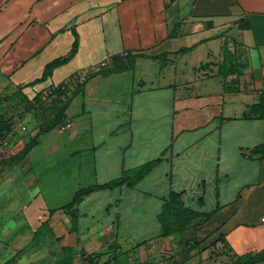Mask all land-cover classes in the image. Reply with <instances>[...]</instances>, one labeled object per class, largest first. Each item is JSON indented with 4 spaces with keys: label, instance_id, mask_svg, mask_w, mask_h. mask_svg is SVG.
<instances>
[{
    "label": "crops",
    "instance_id": "1",
    "mask_svg": "<svg viewBox=\"0 0 264 264\" xmlns=\"http://www.w3.org/2000/svg\"><path fill=\"white\" fill-rule=\"evenodd\" d=\"M24 1L0 23L3 86L33 102L109 66L63 92L64 122L41 137L71 129L11 167L0 264H264V0ZM33 114L36 136L52 115ZM58 153L61 181L39 188L35 163ZM172 192L191 217L164 235Z\"/></svg>",
    "mask_w": 264,
    "mask_h": 264
},
{
    "label": "rangeland",
    "instance_id": "2",
    "mask_svg": "<svg viewBox=\"0 0 264 264\" xmlns=\"http://www.w3.org/2000/svg\"><path fill=\"white\" fill-rule=\"evenodd\" d=\"M21 1L0 0L1 24L5 22L3 16L8 15L11 18L12 16L15 15L18 19L21 16L22 12L28 11L29 6H27V2L25 1L21 2ZM32 106H33V102L30 101L28 97L24 94L23 88L19 86L13 87L11 85L5 87L3 86V83L0 82V116L2 117L4 122H6L7 125H11L12 127L14 121L17 120L18 118L23 117L25 119H28L27 122L25 123L28 128L27 132L24 133L18 132L16 134L12 147L3 148L0 145V187L1 188L3 186L6 188L9 185L8 183L5 185L3 183H6L8 176L11 175V167L15 163L16 158H18V156L24 153V150L27 145H23L22 147L21 144H24V142H28V140L29 142H31L35 137L33 135L34 134L33 131H35L34 130L35 124L32 117H30L32 113L31 112ZM53 114L55 115V117L54 115H52V117H50L51 120L50 123L46 125L48 128L55 127L61 122V118H62L61 114H58L56 112H54ZM40 137H39L41 141L40 144L44 145L47 143V141L43 142L44 140H49L50 138H60L61 135L59 134V131H53L47 135L42 136L41 138ZM41 150L42 149L40 148L39 150L34 151L33 154H36L34 158H37V156L38 157L43 156L44 153L43 150L42 151ZM59 154L61 153H58V155H55L48 160L41 159L40 161H38V163H35L33 178L37 179L38 181L37 185L39 186V188H57L56 185L54 184V181H61L59 179V177L61 176L60 175L61 170L59 168L55 170L54 168L58 167L61 164V160H60L61 156ZM62 173L65 176L67 188H72V185H70V180L76 182V175H77L76 166L72 165L71 167H69V169H67L66 166L62 170ZM19 179L22 178H18V180ZM17 186L20 188L26 187V185L20 181H18ZM61 188H63V186ZM174 205L176 207L173 208L170 207L169 209L172 224L173 223L177 224L179 222L181 225L186 224L189 218L191 217L190 212L188 213L182 210L179 206V201H176ZM171 227L174 228L175 226H171ZM176 227L178 228V225ZM124 257L125 256L120 258L121 261H124L123 259Z\"/></svg>",
    "mask_w": 264,
    "mask_h": 264
},
{
    "label": "trees",
    "instance_id": "3",
    "mask_svg": "<svg viewBox=\"0 0 264 264\" xmlns=\"http://www.w3.org/2000/svg\"><path fill=\"white\" fill-rule=\"evenodd\" d=\"M77 44H78V41L76 40V43L74 44V48H73L72 54L75 53L76 48H77ZM69 58H65L63 60H56V61L52 62L51 64H49L46 67V70H45L43 79L47 78L50 75V72L53 69H55L59 65H62L63 63H65ZM62 95H63V92L60 91L58 93V96H57L56 101L54 102V104L52 106H49L47 104H43L41 102V99H37V97L35 98V100L33 101V106L31 107V112L32 111L34 112L33 115H34V117H36V119H39V118L42 119V118H44L46 120V117L50 113H51V115H54L53 113L56 112L58 114H61V116H62L61 122L57 126L51 127V128L50 127L48 128L46 126L48 123H50L51 120L49 122L46 121V123L40 125L39 126L40 128H39L38 134L34 137V139L31 142H29V144H27V146H26V148L24 150V153L22 155L18 156V158H16V161H20L21 159H23L29 153V151H31L38 144V140H39V137L41 135H43L45 133H48V132H50V131H52L54 129H57V127L64 122V111H63L64 110V107L62 106L63 100H61V98H62L61 96ZM36 104L40 105V107L38 109L36 108ZM54 117H55V115H54ZM22 118H19V119H22ZM10 130H11V125H7V123L4 122V120L0 116V142L5 138L6 134ZM157 163H159V161L151 162V163H149L147 165H144L141 168H139L138 171H137V173H136L135 180L136 181L142 180L146 175H148L154 169V167L157 165ZM123 182H124V179L116 180L114 182H111L109 184H106V185L102 186L101 188L102 189H105V188H113V187L119 186ZM170 197H171V199L168 201V203H172L173 204L172 208L173 207H176L174 205V203L176 201H179L180 208L182 210H184L185 212H188L189 213L188 210H186V209L183 208V204L180 202L181 194H176V193H173L172 192ZM176 198H177V200H176ZM172 204H170V205H172ZM169 209L170 208H166L164 210V213L161 216V222L163 223V226H164V231H163L164 232V235H167V234H169L171 232H174V231H179L182 228H184V227L187 226V223L184 224V225H181L180 222L177 223V224L176 223H173L172 224V220L170 218V211H169ZM177 225H178V228L176 227ZM171 226H175V227L173 228Z\"/></svg>",
    "mask_w": 264,
    "mask_h": 264
},
{
    "label": "built area",
    "instance_id": "4",
    "mask_svg": "<svg viewBox=\"0 0 264 264\" xmlns=\"http://www.w3.org/2000/svg\"><path fill=\"white\" fill-rule=\"evenodd\" d=\"M127 55V54H125ZM109 66L108 60L102 61L99 65L95 67H90V68H84L73 75L69 76L66 78L62 84V86L58 89L59 91L62 92H67L70 93L74 91L75 89L84 86L88 80L90 79L91 75L96 72L97 70L107 68ZM57 99V92H50L46 93L44 97L41 98V102L43 104H47L49 106H52L54 102ZM40 105L36 104V108L38 109ZM34 113V112H33ZM72 127L71 123H65L63 124L59 129V133L63 134L70 130ZM28 128L27 126L23 123L22 120L17 119L14 121V124L11 127V130L6 134L5 138L0 142L1 147L3 148H10L13 145L14 139L16 137V134L19 133H24L27 132ZM91 264V263H88Z\"/></svg>",
    "mask_w": 264,
    "mask_h": 264
}]
</instances>
